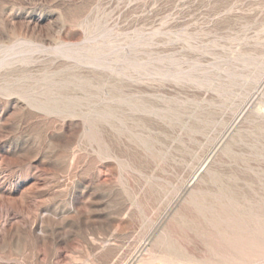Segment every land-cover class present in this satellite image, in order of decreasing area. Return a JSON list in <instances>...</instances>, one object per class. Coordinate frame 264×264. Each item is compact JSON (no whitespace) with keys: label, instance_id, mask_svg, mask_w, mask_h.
<instances>
[{"label":"rangeland","instance_id":"obj_1","mask_svg":"<svg viewBox=\"0 0 264 264\" xmlns=\"http://www.w3.org/2000/svg\"><path fill=\"white\" fill-rule=\"evenodd\" d=\"M263 84L264 0H0V264H264Z\"/></svg>","mask_w":264,"mask_h":264},{"label":"bare ground","instance_id":"obj_2","mask_svg":"<svg viewBox=\"0 0 264 264\" xmlns=\"http://www.w3.org/2000/svg\"><path fill=\"white\" fill-rule=\"evenodd\" d=\"M264 85V84H263ZM135 257H137V256H135Z\"/></svg>","mask_w":264,"mask_h":264}]
</instances>
